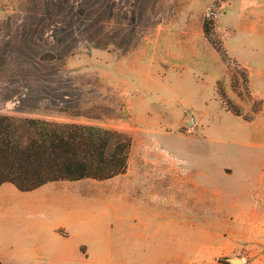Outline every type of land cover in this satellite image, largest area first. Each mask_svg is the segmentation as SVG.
<instances>
[{
    "label": "rangeland",
    "instance_id": "1",
    "mask_svg": "<svg viewBox=\"0 0 264 264\" xmlns=\"http://www.w3.org/2000/svg\"><path fill=\"white\" fill-rule=\"evenodd\" d=\"M2 110L132 144L108 179L6 184L0 236L63 219L93 264H264V0H0Z\"/></svg>",
    "mask_w": 264,
    "mask_h": 264
},
{
    "label": "trees",
    "instance_id": "2",
    "mask_svg": "<svg viewBox=\"0 0 264 264\" xmlns=\"http://www.w3.org/2000/svg\"><path fill=\"white\" fill-rule=\"evenodd\" d=\"M205 30L211 34L210 25ZM131 144L121 129L2 110L0 186L28 191L57 180L108 179L127 169Z\"/></svg>",
    "mask_w": 264,
    "mask_h": 264
},
{
    "label": "crops",
    "instance_id": "3",
    "mask_svg": "<svg viewBox=\"0 0 264 264\" xmlns=\"http://www.w3.org/2000/svg\"><path fill=\"white\" fill-rule=\"evenodd\" d=\"M257 142L264 145V134L258 133ZM260 175L261 173H254V178L258 179ZM8 183H3L0 189L6 188L4 186ZM92 232V227L83 232L80 226L76 227L71 221L67 223L63 219H50L39 227L38 236L34 240L26 236H0V258L5 264H28V250L33 244L42 252L52 249V254H48L49 258L41 264H57L55 259L59 256H57L58 252L67 264H93L91 256H87L81 248L82 242L91 245L92 241L96 240L97 231Z\"/></svg>",
    "mask_w": 264,
    "mask_h": 264
},
{
    "label": "water",
    "instance_id": "4",
    "mask_svg": "<svg viewBox=\"0 0 264 264\" xmlns=\"http://www.w3.org/2000/svg\"><path fill=\"white\" fill-rule=\"evenodd\" d=\"M236 262H237V263H242V262H243V259H242V258H237V259H236Z\"/></svg>",
    "mask_w": 264,
    "mask_h": 264
}]
</instances>
